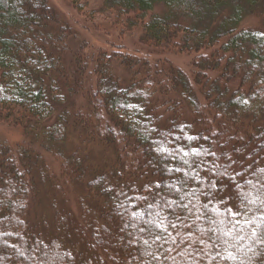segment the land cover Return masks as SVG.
<instances>
[{"label": "trees", "instance_id": "1", "mask_svg": "<svg viewBox=\"0 0 264 264\" xmlns=\"http://www.w3.org/2000/svg\"><path fill=\"white\" fill-rule=\"evenodd\" d=\"M109 11L158 56L81 42L68 61L77 34L49 0H0V123L26 141L0 144V264H94L30 221L45 181L53 201L84 186L101 264H264V0H101ZM167 53L196 54L192 77ZM72 134L110 165L90 167ZM37 146L62 159V185Z\"/></svg>", "mask_w": 264, "mask_h": 264}, {"label": "rangeland", "instance_id": "2", "mask_svg": "<svg viewBox=\"0 0 264 264\" xmlns=\"http://www.w3.org/2000/svg\"><path fill=\"white\" fill-rule=\"evenodd\" d=\"M30 1L33 2V0ZM49 1L59 12H61V14L66 18L70 26L73 28V31L77 34L76 38H69L64 42L67 50L63 52V55L65 54V57L68 61L72 59L74 53L77 51V47L81 42L85 43L86 51L88 53L104 48L110 49L119 47L118 49L126 53L139 55L150 59H154L158 56L157 53L152 52L151 46L144 44L141 41V28L136 27L132 30H124L123 25L118 24L114 19L115 13L113 11L104 13L98 12L101 0H92L83 10H77L70 0ZM241 28L258 29L260 28V19L249 17L242 23ZM167 56L176 67L182 69L190 77H192V63L196 57V54L167 53ZM116 70L121 76L128 78V75L124 70ZM91 72L92 70L89 69L88 73ZM93 80L94 79L89 77L88 80L85 81L87 88H90L92 84L94 86L95 81ZM77 136L78 135L72 134L68 140V144L71 147V150L74 149V151L78 148L77 146L80 147L78 154L87 158V163H90V167L93 169H102L105 168L104 166L110 165V159H114V155L112 152H110V150L97 144L93 145L92 142L88 140L84 141L79 139L80 136H78V138ZM24 139L25 136L20 129L0 123V144L2 142H6L9 145H15L19 143L23 144L26 142H24ZM37 148L40 149L50 171L55 174L57 181L60 185H62V181H60L58 178L61 172L60 169L62 168V159L59 158V156H54L47 152L41 146H37ZM68 154L69 153L66 155ZM44 183V186L42 185L39 188V195L34 199V205L32 204V206H29L30 210L28 217L31 222L35 221V224L38 226L36 227L37 231H40L46 240L50 241L52 238H56L70 248L72 247V252L78 258L81 256L85 259L86 257L82 255H84V252H87L89 257L93 259L94 264H101L100 251L96 253L94 247L96 246L98 249L103 248V252L106 248L102 244L103 242L97 243L94 240L96 235H98V237L103 240V238H107V234L100 228H98L97 234L91 228V226L96 225L93 215L84 216L83 221L78 220L80 219L81 213L78 207L79 200L81 196H86V190L84 189V186L78 185L75 187V189H73L72 186L67 187V184L64 183L63 186L66 190V195L63 194L60 196V198L56 197V199L53 201L51 195L54 194V191L52 192V190H49L50 185L48 181H45ZM85 201L86 206L90 204V199L86 198ZM54 211L56 212L54 213ZM56 213L58 215L57 218L54 216ZM72 219H75L76 222L80 221L78 222L80 223L79 226L75 225V223L72 222ZM83 233H85V236ZM86 244L88 246H86Z\"/></svg>", "mask_w": 264, "mask_h": 264}, {"label": "snow or ice", "instance_id": "3", "mask_svg": "<svg viewBox=\"0 0 264 264\" xmlns=\"http://www.w3.org/2000/svg\"><path fill=\"white\" fill-rule=\"evenodd\" d=\"M182 163H187V162L186 161H182ZM171 171H179V169H172ZM228 211H229V215L232 216L233 218H235L236 216L240 215L239 212H233L231 209H229ZM231 222L232 221H230V223ZM236 223H238V221ZM173 227H175V225H173ZM226 235H227V233H226ZM240 238L243 239V237H240ZM157 239H159V237H157ZM262 242H264V241H262ZM217 247H219V245H217ZM228 258L235 259V256H233L231 253H229V257Z\"/></svg>", "mask_w": 264, "mask_h": 264}]
</instances>
